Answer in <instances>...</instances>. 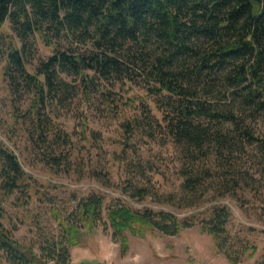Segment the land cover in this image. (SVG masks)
<instances>
[{"label":"rangeland","instance_id":"374dc122","mask_svg":"<svg viewBox=\"0 0 264 264\" xmlns=\"http://www.w3.org/2000/svg\"><path fill=\"white\" fill-rule=\"evenodd\" d=\"M2 32L21 47L9 23ZM46 33L47 37L36 32L28 42L25 61L30 74H35L41 62L57 49L80 53L97 50L82 31ZM0 42V145L14 151L26 173L22 192L0 194L5 208L2 221L13 238L35 245L39 252L40 241L59 233L53 208L66 217L76 205V197L98 194L106 205L119 203L132 211L172 212L190 226L169 235L132 222L125 230L128 250L123 253L121 241L115 240L102 217L93 229L82 230L81 244L70 248L69 264H264V146L260 141L227 146L208 143L202 148L188 145L169 135L163 117L171 113L172 98L164 90L163 111L159 96L150 90V85L158 84L148 82L146 76L106 83V102L99 92L87 99L81 78L64 75L72 85L71 94L67 104L51 108L48 144L36 131L37 121L31 111L34 91L23 80L11 84L4 55L8 43L2 36ZM224 74L217 76L204 97L218 104L221 111H234L237 119L254 126L264 137V109L257 110L247 101L249 88L226 86ZM143 107L150 108L160 124L154 134L141 128L130 137L122 124L141 119ZM203 119L208 123L215 118ZM216 125L230 127L229 122L218 121ZM56 133L70 135L68 143L62 139L53 143ZM139 163L143 173L133 170ZM188 176L197 177L196 195L184 188ZM134 188H147L143 200L133 196ZM193 196L198 200L195 204H191ZM223 205L230 208L231 216L228 246L220 251L202 226L213 208ZM233 250L237 262L227 254Z\"/></svg>","mask_w":264,"mask_h":264},{"label":"trees","instance_id":"16d2710c","mask_svg":"<svg viewBox=\"0 0 264 264\" xmlns=\"http://www.w3.org/2000/svg\"><path fill=\"white\" fill-rule=\"evenodd\" d=\"M6 23L21 40V47L2 32ZM62 29L73 34L82 31L97 50L80 53L57 49L41 62L35 74H30L25 61L30 37L36 32L47 37L46 30L58 33ZM0 36L8 43L4 55L11 84L23 80L34 91L31 111L43 142L49 144L51 108L67 104L71 94L72 85L64 75L81 78L87 99L99 92L106 102L104 86L113 80L141 75L158 84L150 85V90L159 96L163 111L164 90L171 96L172 102L167 101L171 102V113L163 117V122L177 141L200 148L208 143L227 146L244 141H260L264 146V137L254 126L237 119L232 110L221 111L218 104L204 97L217 76L225 73L222 79L226 86L249 88L247 101L257 110L264 109V98L257 99L264 96V0H0ZM2 46L0 42V55ZM142 113L141 119L122 124L130 137L141 128L149 134L156 132L160 122L151 109L143 107ZM206 117L215 119L205 123ZM218 121L229 122L230 127L223 129L216 125ZM69 138L66 133H56L53 143L62 139L67 144ZM141 166L139 163L133 170L143 173ZM25 178L18 156L0 145V194L22 192ZM196 179L188 176L184 183V188L195 195L199 192ZM146 195L147 188L133 189V196L139 200ZM2 196L0 264H69L70 248L81 244L82 230L93 229L102 217L113 230L115 240L121 241L123 253L128 250L125 230L132 222L139 221L169 235L190 226L172 212L132 211L124 204L106 205L104 197L92 194L76 197V205L66 217L58 208L51 210L59 233L37 243V252L35 245L19 242L5 227ZM190 198L191 204L198 202L194 196ZM230 216L228 206L214 207L202 226L220 251L228 246ZM231 253H227L230 260L237 262L236 251Z\"/></svg>","mask_w":264,"mask_h":264}]
</instances>
